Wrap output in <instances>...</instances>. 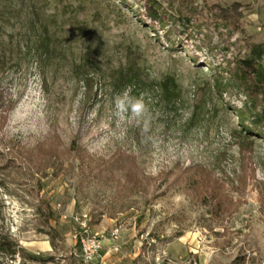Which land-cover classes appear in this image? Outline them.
<instances>
[{
	"label": "rangeland",
	"instance_id": "rangeland-1",
	"mask_svg": "<svg viewBox=\"0 0 264 264\" xmlns=\"http://www.w3.org/2000/svg\"><path fill=\"white\" fill-rule=\"evenodd\" d=\"M156 1L0 0V264H264V0Z\"/></svg>",
	"mask_w": 264,
	"mask_h": 264
},
{
	"label": "trees",
	"instance_id": "trees-1",
	"mask_svg": "<svg viewBox=\"0 0 264 264\" xmlns=\"http://www.w3.org/2000/svg\"><path fill=\"white\" fill-rule=\"evenodd\" d=\"M140 4L143 7L145 16L149 19V21L159 27H162L164 22H166V18L165 14H163V12H161L158 8L157 1L140 0ZM235 66L239 73L238 76L242 82L247 83L248 78H250L253 81L254 86H261L264 88V42L261 44L248 45L245 55L236 61ZM88 82V79H84L86 86H88ZM262 114H264V109Z\"/></svg>",
	"mask_w": 264,
	"mask_h": 264
},
{
	"label": "built area",
	"instance_id": "built-area-1",
	"mask_svg": "<svg viewBox=\"0 0 264 264\" xmlns=\"http://www.w3.org/2000/svg\"><path fill=\"white\" fill-rule=\"evenodd\" d=\"M75 222L78 226V231L75 235V240L79 245L82 255V261L84 264H92L98 259H101L100 253L103 249L104 236H97L91 234L88 227V217L86 214L77 215ZM118 231L115 230L111 233L112 239H117ZM118 248L114 247V252H117ZM103 264V263H102Z\"/></svg>",
	"mask_w": 264,
	"mask_h": 264
},
{
	"label": "clouds",
	"instance_id": "clouds-1",
	"mask_svg": "<svg viewBox=\"0 0 264 264\" xmlns=\"http://www.w3.org/2000/svg\"><path fill=\"white\" fill-rule=\"evenodd\" d=\"M115 115L120 119H124L125 114L131 111V116L134 119H138L145 114V106L139 99L131 97L129 92L126 91L122 95H118L114 98Z\"/></svg>",
	"mask_w": 264,
	"mask_h": 264
},
{
	"label": "crops",
	"instance_id": "crops-1",
	"mask_svg": "<svg viewBox=\"0 0 264 264\" xmlns=\"http://www.w3.org/2000/svg\"><path fill=\"white\" fill-rule=\"evenodd\" d=\"M104 233L103 232H100L99 234H97V236H103ZM112 241V240H111ZM112 244L115 245V247L119 248L117 245H119V242L118 241H112L110 242L108 239H104L103 240V256L101 257L100 259V264H105L107 263L109 260L108 258L111 257V254H115L113 251H112ZM120 246V245H119ZM95 264H99L98 261L95 262Z\"/></svg>",
	"mask_w": 264,
	"mask_h": 264
}]
</instances>
